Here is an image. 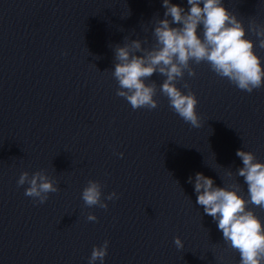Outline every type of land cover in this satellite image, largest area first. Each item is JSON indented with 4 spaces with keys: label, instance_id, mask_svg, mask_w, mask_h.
I'll return each instance as SVG.
<instances>
[{
    "label": "clouds",
    "instance_id": "1",
    "mask_svg": "<svg viewBox=\"0 0 264 264\" xmlns=\"http://www.w3.org/2000/svg\"><path fill=\"white\" fill-rule=\"evenodd\" d=\"M187 9L171 0H162L164 18L155 20L152 29L154 43L143 47L145 39H130L125 36L123 44L111 45L114 52L112 77L117 81L116 95L126 99L133 111L141 108L154 110L159 106L157 84L147 81L154 75L165 77L159 86L160 93L168 99L169 107L192 128L202 127L197 112L199 103L187 81L195 77L193 64L207 63L210 70L241 91L251 94L264 87V58L254 50L264 49V24L251 19L247 27L237 13L225 6L224 0H187ZM158 17V16H155ZM175 25V26H173ZM202 30V36L200 34ZM252 33L256 40L250 39ZM107 71V69L105 70ZM184 81L183 91L178 84ZM123 157V153L119 154ZM236 156L243 167L237 168L235 176L243 177L248 198L241 193L240 183L218 187L211 177L197 172L188 178L193 184L196 204L203 207L204 214L212 217L222 232L224 243L239 254L238 264H264V221L248 206L264 210V163L257 160L251 151L237 150ZM229 177L234 173L229 169ZM178 183V182H177ZM27 185L24 195L38 204H44L49 194L60 191L59 182L41 169L32 174L24 171L19 175L17 187ZM103 185L89 180L81 198L84 204L107 210L105 200L118 199L112 192L106 197ZM87 220L98 222L89 213ZM178 250L184 249L180 237L174 238ZM109 241L93 246L88 264H104Z\"/></svg>",
    "mask_w": 264,
    "mask_h": 264
}]
</instances>
